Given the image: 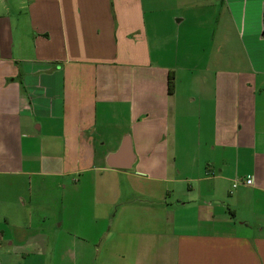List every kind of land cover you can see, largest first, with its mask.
Listing matches in <instances>:
<instances>
[{"label":"crops","instance_id":"0c3cea01","mask_svg":"<svg viewBox=\"0 0 264 264\" xmlns=\"http://www.w3.org/2000/svg\"><path fill=\"white\" fill-rule=\"evenodd\" d=\"M0 264H264V0H0Z\"/></svg>","mask_w":264,"mask_h":264},{"label":"trees","instance_id":"16d2710c","mask_svg":"<svg viewBox=\"0 0 264 264\" xmlns=\"http://www.w3.org/2000/svg\"><path fill=\"white\" fill-rule=\"evenodd\" d=\"M173 87H174V75H173V72H171L169 74V77H168V89H169V91H172Z\"/></svg>","mask_w":264,"mask_h":264},{"label":"built area","instance_id":"2783aa9c","mask_svg":"<svg viewBox=\"0 0 264 264\" xmlns=\"http://www.w3.org/2000/svg\"><path fill=\"white\" fill-rule=\"evenodd\" d=\"M245 181L248 182V183L249 182L252 183L253 180H252V177L251 176H247ZM236 186H237V184L235 183L234 184V187H236Z\"/></svg>","mask_w":264,"mask_h":264},{"label":"water","instance_id":"95a60500","mask_svg":"<svg viewBox=\"0 0 264 264\" xmlns=\"http://www.w3.org/2000/svg\"><path fill=\"white\" fill-rule=\"evenodd\" d=\"M128 146H127V144L126 145H124V148H127Z\"/></svg>","mask_w":264,"mask_h":264}]
</instances>
